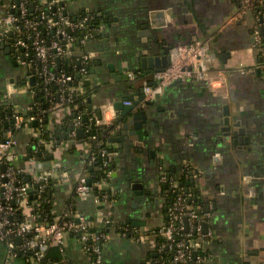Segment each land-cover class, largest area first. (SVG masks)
I'll list each match as a JSON object with an SVG mask.
<instances>
[{
    "label": "crops",
    "instance_id": "crops-1",
    "mask_svg": "<svg viewBox=\"0 0 264 264\" xmlns=\"http://www.w3.org/2000/svg\"><path fill=\"white\" fill-rule=\"evenodd\" d=\"M257 4L264 10V0H257ZM98 7L105 19H112V27L102 24L108 37L92 35L83 48L93 55L89 74L83 78L91 85L88 104L96 118L102 112L104 121L112 123L121 114L114 106L124 101V95H133L138 100L141 89L154 84L155 72L143 73V79L135 80L129 77L134 71L121 72L127 56L139 47L149 46L157 51L165 45L191 44L196 39L209 41L208 66L212 72L220 71L223 75L216 78L215 89L205 81L191 80L166 89L160 100H155L156 113L151 115L153 126L148 136L144 134L139 141L127 142L122 149L107 143L115 153V166L110 182L113 206L104 211L105 215L117 224L140 223L142 226L131 225L151 234L167 223L166 200L157 181L160 169L182 175L187 164L201 174L192 184L205 201L214 204L211 229L216 238L208 246L212 264L257 262L249 253L264 248V73L259 69L262 58L253 41L254 15L241 17L235 0H68L67 3L68 14L72 16L83 12L98 14ZM5 14L6 6L0 2V19ZM159 14L163 27L156 23ZM0 54L10 59V67L0 62L4 68L0 67V106L5 96H9L11 106L24 110L35 97V93H29L34 87L27 74L31 63L23 65L18 60L16 66L12 56L4 51ZM242 69L255 72L243 74ZM17 87L20 93L13 95L12 90ZM68 91L70 88L65 87L66 95ZM225 106L246 127L249 144L235 147L232 141H224L220 121ZM69 109L51 111L52 129L62 123ZM33 129L27 127L16 134L18 157H29L34 150ZM90 147L86 138L53 143L45 156L53 157L44 161L45 168L58 166L54 176L57 184L49 193L54 201V219L71 207L91 219L103 210L91 196L80 198L74 192L86 172ZM109 233L111 239L104 246L103 264H153L158 256L153 241L141 244L120 238L114 229ZM260 255L264 256V252ZM6 257V248L0 244V264H4ZM53 258L49 264H90L81 243L73 236L68 237L60 255ZM14 264L35 263L19 258Z\"/></svg>",
    "mask_w": 264,
    "mask_h": 264
},
{
    "label": "built area",
    "instance_id": "built-area-1",
    "mask_svg": "<svg viewBox=\"0 0 264 264\" xmlns=\"http://www.w3.org/2000/svg\"><path fill=\"white\" fill-rule=\"evenodd\" d=\"M235 1L241 5L239 12L241 17L254 15V8L258 9L257 17L254 15L252 35L254 45L262 58L259 69L264 73V10L256 5L257 0ZM63 2L66 1L19 0V4H15L14 0H7L6 14L0 19V44L8 45L10 39H13L15 58L23 65L31 63L35 67V76L41 79L46 98L53 104L50 109L53 112L56 110L65 112L69 107L66 105L67 100L59 94V98L57 97L59 101L53 103L54 93L50 87L51 83L57 82L63 86L73 82L72 76L64 73L59 75L55 72L56 61L64 57H75L82 65L79 75L83 77L88 76V68L93 61L92 53L83 51L92 33L86 31L77 41L79 44L76 43L73 34L80 30L85 31L87 24L94 17L84 15L74 21L68 14L67 8L62 6ZM30 4L35 6L36 12H40L35 17L29 14ZM43 6L46 7L44 10H42ZM17 11L19 16L15 15ZM50 32H54L53 37H50ZM209 47V41L201 39H196L191 44L176 45L170 51L168 67L155 72L154 84L144 87L142 105L155 101L158 95L179 81H205L215 89L216 78H223V75L220 71L210 70ZM22 56L25 58L24 61L21 60ZM241 72L254 73L255 69H242ZM129 77L134 80L136 76L130 73ZM82 85L81 82L78 86L70 88L68 97L83 93ZM12 93L19 94L20 88L13 89ZM29 93L33 95L34 88ZM10 103L9 96H5L2 105H5V110L11 109V113L7 115L6 112L3 113V119L0 120V124L5 123L7 126V130L0 129V244L4 245L7 251L4 264H14L15 260L19 259V254L24 256L30 254L28 261L42 264L51 247L57 246L63 251L69 236L79 240L90 264H103L104 246L111 239L110 229H114L122 239H132L141 244L153 241L158 255L165 251H173V254L160 264H212L208 246L216 238L215 232L211 229L213 202L208 201L205 207L193 205L188 201L192 195H185L182 187L176 188L177 190H174L176 196L168 209L169 220L158 229L167 243L158 244L153 232L143 233L128 226H121L119 228L121 231H118L117 223L104 212L113 206L109 190L114 174L115 153L106 149L95 151L92 144L85 161L86 168L97 163L100 156L106 177L92 183L85 172L79 178L74 192L80 198L91 196L95 204L103 207V212L100 211L96 218L91 219L78 214L71 207L61 217L48 220L38 212L40 203L34 200L33 196L42 198L47 188L57 184L54 176L57 175L58 166L52 169L44 166V161L47 160L44 156L49 153L54 141L50 140V136L42 130V117L32 115L40 111L37 104L33 102L26 109L21 110L11 106ZM124 104L130 106L132 102L125 101ZM90 122L86 131L88 133L91 132L92 127L103 133L111 125V122H105L103 118L95 116ZM27 127H34L32 136L36 147L29 157H18L15 152L18 146L16 134ZM78 129H83L81 116H78L74 122V130L70 133L69 142L76 141ZM89 139L96 146L100 145L98 134L91 135ZM184 172H187L192 179L201 176L197 169L187 164L183 167ZM26 178H29L30 182H26ZM157 179L160 188L166 183L171 188L175 187L176 181L169 178L168 170L164 168L160 169ZM34 187V192L30 194L29 190ZM94 188L98 189V194H93ZM162 197L165 199L164 196ZM100 227L107 228V231L101 230ZM178 235L181 236L180 240H176ZM18 238L21 239L20 243L17 241Z\"/></svg>",
    "mask_w": 264,
    "mask_h": 264
},
{
    "label": "trees",
    "instance_id": "trees-1",
    "mask_svg": "<svg viewBox=\"0 0 264 264\" xmlns=\"http://www.w3.org/2000/svg\"><path fill=\"white\" fill-rule=\"evenodd\" d=\"M15 4H19V0H14ZM238 3V2H237ZM65 6V8H67V3L63 2L62 6ZM239 7L241 8V5L238 3ZM256 5H258L256 3ZM29 8V14L32 17L37 16V14H39L40 12H36L35 11V6L33 4H30L28 6ZM46 7L43 6L42 10H44ZM54 11V10H53ZM15 15L19 16L18 11L15 12ZM84 15H91L93 16V20L89 21V23L87 24L86 30H80L78 32H76L75 34H73L76 37V43L79 44L77 41H79V39H81L83 37V35L85 34L86 31H89L92 33L94 32V25L97 22V16L96 13H91V12H83L78 16H72V19L78 20L81 17H83ZM254 15L255 17H257L258 15V9L255 7L254 8ZM54 32H50V37H53ZM264 37V36H263ZM15 57V55H14ZM57 66H56V73L61 75V74H66V75H70L73 78V82L71 83H67L66 85L62 86L60 83L57 82H53L51 83L50 87L52 89V92L54 93V100L53 103H57L59 100L57 99L58 94L62 95L64 99L67 100L66 105L70 108V112L65 116V118L62 120L61 124L55 125L53 127V129L50 127V115H51V107L53 106L52 103L48 102V98H46V95L44 93V89L41 83V79H39L38 76H36V84L34 85V91H35V97L33 102L35 104L38 105L40 111L39 112H35L32 113V115H40L43 119L42 122V130L45 131L46 135L50 136V140L54 141V145L60 144L61 142L64 141H68L69 140V136L70 133L74 130V122L76 120V118L78 116L82 117V121H83V116L86 115L87 116V120L84 122L83 121V130L85 132V138L86 141H90V136L94 135V134H98V139L100 140V145L96 146V144L94 142H90L93 146V150L98 151L99 149H106L108 151L113 152V149H111L109 147V145H107V141H108V129H106L105 132L103 133H99L97 131V128L92 127L91 132H86L87 128L90 126L91 122V118L94 116L92 110L89 109V104H88V100L90 97V83L89 81H87L86 79L83 78V76L79 75V71L82 69V65L80 64V62H78V60L75 57H64L62 59H58L56 61ZM91 66V65H90ZM88 71H90V67L88 68ZM144 75L139 74L135 79H143ZM134 79V80H135ZM82 82V86H83V93H78V94H74L72 97H68V95H66L64 93V89L66 87V89L68 88H72V87H76L78 86L80 83ZM64 93V94H63ZM6 112V115L8 114V110H5V105H2L0 107V120L3 119V113ZM3 128L4 130H7V126L5 123L0 124V129ZM47 136V137H48ZM33 146L36 147V142L33 141ZM45 150V149H44ZM31 154L33 152V150L30 151ZM38 157H43V156H38ZM45 157V156H44ZM86 173L88 174L90 181L92 183H95L97 181H100L102 179H104L106 177V173L102 167L101 164V158L99 156V159L97 161V163H95L93 166L91 167H87L86 168ZM168 174H169V178L170 179H174L176 181L175 183V187H170L169 184H163L161 186V195L165 197L166 200V215H165V220L168 222V214H169V206L171 205L173 199L176 196V192H174V190H177L176 188H184V194L185 195H192V197H190L188 199V201L196 206H202L205 207V203H207V201H205L204 197H201V194L199 192V190L195 187L194 184H190L189 186L187 185L190 182V175L187 172H184L182 175L177 174L176 172H173L171 170H168ZM51 187L47 188V191L45 193V195L40 198L37 197L36 195L33 196L34 200H37L40 205H39V209L38 212H40L42 215H44L45 217L48 218V220H54V216H53V210H54V201L53 198L49 195V193L51 192ZM110 195L112 196L113 199V193L112 190H109ZM93 194H98V189L94 188V193ZM121 226H128L131 229H135V227H133L131 224H117L118 227V231H121V229H119ZM101 230L107 231V228L105 229L104 227H101ZM153 234L155 235V239L157 241L158 244H162V243H167L168 241L163 238L160 234L158 229L153 231ZM184 234V233H183ZM181 236L178 235L176 237V240H180ZM61 250L59 247L57 246H53L51 247V249L49 250V252L47 253L45 259L43 260L42 264H49L51 261H53V255H60ZM171 254H173L172 252H168L165 251L163 254L158 255L155 260L153 261V264H160V262H162L163 260H166L167 258H169L171 256ZM19 258H23V259H28L30 254H27L26 256L24 255H18Z\"/></svg>",
    "mask_w": 264,
    "mask_h": 264
},
{
    "label": "water",
    "instance_id": "water-1",
    "mask_svg": "<svg viewBox=\"0 0 264 264\" xmlns=\"http://www.w3.org/2000/svg\"><path fill=\"white\" fill-rule=\"evenodd\" d=\"M68 3V0H65ZM78 1V0H75ZM2 4L6 6V0H0ZM97 22L94 25V33L93 36L97 37H108L107 32L104 30L102 24L107 25L109 28L112 27L110 22L112 19H105V15L102 13V8H97ZM162 17L161 14L157 16L159 20L156 21L157 26L163 27L164 23L160 20ZM148 28V26L146 27ZM116 35V33H114ZM12 35V33H11ZM13 39H10L8 45L0 44V51H4L6 55H10L14 58V64L16 66L19 65L18 60L14 57V48L12 46ZM174 48L173 45H165L162 46L159 50L155 51L153 48L149 46L139 47L137 50L131 52L126 60L125 66L121 69V72H125L129 74L132 70L134 71V75L137 77L139 74H150L160 70H163L168 67L170 62V51ZM21 60L24 61L25 58L22 56ZM29 78V83L31 86L36 84V76H35V67L30 65V71L27 73ZM11 82H14L11 80ZM183 82L179 81L172 84L168 88L176 87L177 85ZM64 86V85H63ZM167 88V89H168ZM142 96L135 100L133 95H124V101H131L132 104L130 106L123 105V102L115 104L114 108L116 110H121V114L117 116L111 123L108 128L107 134L109 135L107 143L117 145L119 149H122L125 143H132L133 141H139L142 135H149L148 131L152 129V113H156L155 111V101L147 102L145 105H142V101L144 99L143 92L141 89ZM59 98V95L57 96ZM156 100H160V95L157 96ZM11 113V109L8 110V114ZM99 118H102V112H99ZM87 120V116L83 117V121ZM35 126V124H33ZM221 132L223 134V139L226 142L232 141L233 145L236 147L238 145H243L244 143L247 145L250 143V136H246L247 129L242 125V122L236 121L235 118L231 116V110L229 106H225L223 119L220 121ZM85 132L83 129L77 130V139L85 138ZM111 136V137H110ZM133 138V139H132ZM53 159V157H47V160ZM115 166V165H114ZM26 182H30L29 178L25 179ZM90 183V182H89ZM193 183V179L187 184L188 186ZM34 188L29 190V193L32 194L34 192ZM113 219V218H112ZM131 222V221H130ZM187 222V220H186ZM133 226H142L140 223L132 222ZM144 225V224H143ZM207 228L205 227L204 230ZM17 241L20 243L21 239L18 238ZM260 252H264V248L260 251H255L254 253H249L250 256H254L257 258L256 261H250V264H264V256L260 255ZM196 256V253H195ZM246 262L247 259H246ZM61 264V263H59Z\"/></svg>",
    "mask_w": 264,
    "mask_h": 264
},
{
    "label": "rangeland",
    "instance_id": "rangeland-1",
    "mask_svg": "<svg viewBox=\"0 0 264 264\" xmlns=\"http://www.w3.org/2000/svg\"><path fill=\"white\" fill-rule=\"evenodd\" d=\"M9 58L7 56H4L3 54H0V62H4L6 66L10 67V64H9ZM1 69L3 68L1 65H0ZM6 68V67H5ZM4 69V68H3ZM7 69V68H6Z\"/></svg>",
    "mask_w": 264,
    "mask_h": 264
}]
</instances>
